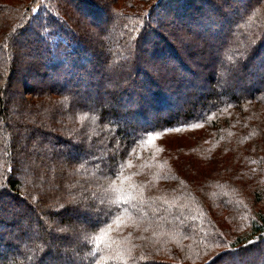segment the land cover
Returning <instances> with one entry per match:
<instances>
[{
  "label": "trees",
  "instance_id": "obj_1",
  "mask_svg": "<svg viewBox=\"0 0 264 264\" xmlns=\"http://www.w3.org/2000/svg\"><path fill=\"white\" fill-rule=\"evenodd\" d=\"M249 1L0 0V264L263 261L264 0Z\"/></svg>",
  "mask_w": 264,
  "mask_h": 264
},
{
  "label": "rangeland",
  "instance_id": "obj_2",
  "mask_svg": "<svg viewBox=\"0 0 264 264\" xmlns=\"http://www.w3.org/2000/svg\"><path fill=\"white\" fill-rule=\"evenodd\" d=\"M250 2V4H252L253 3V0H250L249 1ZM222 5V4H221ZM211 8V5L209 4V9ZM212 9V8H211ZM230 16H236V17H239L238 16V14H232V15H230ZM230 16H228V15H225L224 16V18H223V20H224V22H225V30L224 31H226V33H227V30L226 29H228L229 28V26H230V24L231 23H229L230 22ZM235 20V19H234ZM221 21L222 20H219L218 22H219V24L221 23ZM234 21H232V23H233ZM106 25H107V22H106ZM221 26L222 25H224V23H223V21H222V23L220 24ZM219 25V26H220ZM84 26H85V24L83 23V22H81L80 23V26L79 27H76V29L77 30H82L83 28H84ZM204 27V26H203ZM200 30V29H199ZM195 33H197V32H195ZM225 33V34H226ZM180 38H184V39H186L187 37H180ZM194 38H195V36H193V39H191L190 38V40H189V43H190V41L191 40H194ZM181 42H182V40H180ZM91 42V43H90ZM89 43L94 47V44L93 43H95V41L93 42V41H90ZM203 43V42H202ZM205 43V42H204ZM192 46V45H191ZM194 47V48H193ZM193 47H191V49H196L195 51H199V49L200 48H202L203 46L202 45H199V48H198V46H193ZM100 51V50H99ZM22 54V53H21ZM22 57H23V55H19V56H17V58L19 59V60H21V61H23V59H22ZM101 57V56H100ZM163 72V74H164V76L165 77H167V78H169V80H171V77L172 76H170V75H168L167 73H166V71H162ZM258 73V72H257ZM259 74L260 73H258V76L256 77V79L258 80V79H260V76H259ZM177 75V74H176ZM182 75H180L179 73H178V75L176 76L177 78H176V80H178V79H182V77H181ZM22 78L25 80V77H24V74H22ZM23 79H18V75H15V78H14V80H12L13 81V85H12V88H11V90L9 91V97H8V99H9V103H10V105H9V107H8V109L11 111V113L12 114H14L15 113V110H17V108L19 107V106H21V102H20V95H19V91H20V82L21 81H24ZM173 80H175V78H172ZM174 82H176V81H174ZM21 85H22V82H21ZM201 86H204V84H197L195 87H193L192 89H193V91L192 92H196V91H198L199 89H200V87ZM154 121V120H153ZM153 121H151V123L153 122ZM150 123V124H151ZM150 124H148V125H150ZM24 131H22L21 132V130H18V133L20 134V136H19V141L21 142V145H24L25 144V141H26V139H27V137L26 136H28V131H26L27 133H23ZM46 150V148L45 149H42L41 151L42 152H46L45 151ZM77 155V154H76ZM24 159H25V161H27L26 160V157H24ZM24 163V162H23ZM28 171H29V168H28V166H26V164H22V165H20V167L19 168H17L16 169V173H15V177L17 178V177H19V178H23V180H24V184H28L29 186H32L33 185V183L32 182H26V180H25V176L24 175H27V173H28ZM37 179L38 180H40V183L41 184H44V182H45V180L44 179H42V178H40V176H38L37 177ZM34 186V185H33ZM105 192H107L106 190H105ZM101 199H103L104 201H105V197L104 198H101ZM66 217L68 218V217H72V214H66ZM75 218H74V223H76V225L78 224H84L85 222H90V216H88V214L87 213H85L84 211L83 212H78L77 214H76V216H74ZM87 220V221H86ZM81 226V225H80ZM78 228H80V227H78ZM35 234H33V233H31V234H29V233H27V232H23V235H22V238L24 239L23 240V242H22V244L24 245V246H26L27 245V243L29 242V236H34ZM60 243V244H59ZM59 243H58V249H62L63 250V244H62V242L61 241H59ZM22 244H21V246H22ZM73 250H76V248H78L77 247V245H74L73 247ZM56 254V253H55ZM264 256V255H263ZM57 257H59V259L60 260H63V256L61 255V254H59V256H57ZM263 261L261 262V263H258V264H264V257H263V259H262ZM235 263H238L239 264V262H238V260H234V264Z\"/></svg>",
  "mask_w": 264,
  "mask_h": 264
},
{
  "label": "snow or ice",
  "instance_id": "obj_3",
  "mask_svg": "<svg viewBox=\"0 0 264 264\" xmlns=\"http://www.w3.org/2000/svg\"><path fill=\"white\" fill-rule=\"evenodd\" d=\"M124 203H127V201H125Z\"/></svg>",
  "mask_w": 264,
  "mask_h": 264
}]
</instances>
